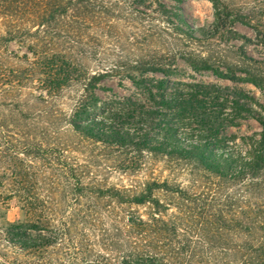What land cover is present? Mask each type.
<instances>
[{"label": "rangeland", "instance_id": "rangeland-1", "mask_svg": "<svg viewBox=\"0 0 264 264\" xmlns=\"http://www.w3.org/2000/svg\"><path fill=\"white\" fill-rule=\"evenodd\" d=\"M64 1L67 14L52 26L0 17V264H124L136 252L158 264L264 262V181L247 182L243 164L226 166L227 158L250 161L264 150V0H223L236 20L227 29L216 27L208 0ZM161 6L172 15L163 17ZM14 29L21 33L6 42ZM185 58L213 70H196ZM37 59L76 73L56 85L38 73ZM148 65L161 71H134ZM98 73L110 75L97 101L85 105L83 85ZM173 95L196 96L193 113L163 105L162 97ZM78 106L89 108L79 124L103 126L75 132ZM135 107L159 108L164 122L152 129L131 122ZM194 112L210 118L199 125ZM111 124L135 143L146 137L148 149L94 139L110 135ZM168 124L183 147L207 140V165L155 151L174 135L162 130ZM214 156L225 162L214 164ZM152 182L183 195L155 193L157 211L129 210L110 197V190L133 194ZM26 200L34 215H27ZM131 214L142 226H127Z\"/></svg>", "mask_w": 264, "mask_h": 264}, {"label": "trees", "instance_id": "trees-1", "mask_svg": "<svg viewBox=\"0 0 264 264\" xmlns=\"http://www.w3.org/2000/svg\"><path fill=\"white\" fill-rule=\"evenodd\" d=\"M210 1L215 9V18H216V27L218 29H227V27L236 21L233 20L230 14V10L228 6L223 2V0H208ZM161 15L163 17H170L171 12L166 10L165 7L161 6ZM68 8L67 4L64 0H0V17L3 18V20H6V22L9 23H26L31 24L33 27L37 28H43L46 26H52L54 23H56L58 20H60L63 16L67 14ZM13 29V28H12ZM38 30H36L34 33L38 34ZM185 36L189 37L190 39H193V36L187 32L181 31ZM21 33V29H14L13 31L8 32L9 39H6V42H14L15 36L17 34ZM233 35L235 37H239L238 34L233 32ZM238 39V38H236ZM188 63H190L196 70H202V71H210L213 70V67L209 65L206 61L203 60H195L193 58H185ZM244 59L246 62H249L255 66H258V62H256L253 59L248 58L247 56H244ZM34 66L37 67L38 73H40L42 76L50 78L52 83H56V85H65L67 82L71 81L72 75H74L75 70H71L70 67H66L65 65H57L50 63L47 65L45 62H41L39 59L35 60L33 63ZM35 67V68H36ZM74 71V72H72ZM134 71L139 75H146L149 73H158L160 72V68L156 66H137L134 68ZM76 73V72H75ZM110 74L108 73H98L91 78H89L86 83L83 85V101L85 105L87 103H95L97 101L96 99V92L99 90V86L109 77ZM71 78V79H70ZM131 81L135 85H140L137 82V79L135 77L130 78ZM254 79V78H253ZM254 85L258 86L259 84L255 80H251ZM259 87V86H258ZM205 88V87H204ZM209 91H216L217 94L220 93H230L228 89L220 90V88L216 87H206ZM232 95L235 97V102L237 105H241V96L238 94L232 93ZM189 97V96H188ZM177 99L174 95L167 98L162 97L163 99V105H168L169 108H173L176 106L177 109L184 110V106H188V110H185V112H191L193 113V110L195 109V101L197 100L196 96ZM154 101L155 97H154ZM81 104V106H83ZM78 106L73 110V116L71 121V126L74 128L75 132L85 134V133H91L93 130L98 128V125L103 126L102 124H97L94 121L88 122L86 124H79L80 119L87 118L88 109ZM159 108H151V109H145L142 108V111L137 110V108H131V116H129V119L131 122H136L138 124H144L147 122L152 128L161 126L159 123L164 122L162 119V112L161 110H158ZM194 118L197 119L199 125L205 124L207 120H209L210 117L206 116V113H195L194 112ZM264 125V124H263ZM111 128H109L110 135L106 136L105 134H98V136L94 139L98 140L99 142L106 143V140L108 138L112 139L115 143L119 144V146L123 148H127V146L137 149H145L147 150V144H146V137L139 138L138 142H134V139H132L130 136H128L127 133H124L117 129L112 124L110 125ZM163 127V126H162ZM106 130V131H108ZM162 130H165V135H172V139L169 140H161L159 144H157L155 147V151L165 154V155H176L178 157H181L182 159L190 160L194 162L197 165L205 166L206 161L208 162V151L210 150V147L208 145L207 140H204L202 137V140L199 142L189 143L185 147L182 146L181 141L175 136L177 134V128L173 125L168 124L166 127H164ZM207 130V129H206ZM208 131V130H207ZM95 134V132H93ZM97 133V132H96ZM171 133V134H170ZM92 135V134H91ZM104 137H108L106 140H104ZM108 142V141H107ZM214 164H220L224 163L225 160H223L219 156H214ZM236 161V162H235ZM234 158L230 159L227 158L226 166H229V162L231 164L239 163L243 164V167H240L241 170V177H243L247 182L250 183H257L259 181H264V150L258 149L253 152V159L250 161H246L244 159L235 160ZM19 178L26 179L22 177L19 174ZM164 192L166 194L170 195H183L182 191L175 186L169 185L168 183H157L152 182L145 186V188L138 193L133 194H127V192H121L117 190H110L109 193L110 197L115 200L117 203H121L124 205H128L130 208L129 210H132L133 207H141L149 205L151 206L154 211H157L158 208H160V203L158 200H156L155 193ZM130 193V192H129ZM25 210L27 215H34L33 207L31 206L28 201H25ZM133 214L130 215L128 219V227L131 229L138 228L142 226V224L138 225V221H135L132 217ZM153 221H157L155 218H153ZM139 223H142V221H139ZM30 230L35 231H44L45 228L43 226H32L29 228ZM19 246L25 250L30 249V243L22 242L19 244ZM135 254L134 258H131L130 260H127L124 264H158L154 259H147L144 254H141L140 252ZM163 264V263H162ZM258 264H264V262L260 261Z\"/></svg>", "mask_w": 264, "mask_h": 264}]
</instances>
